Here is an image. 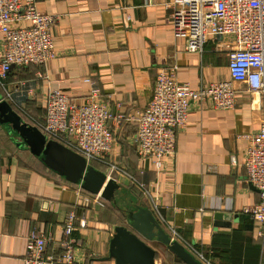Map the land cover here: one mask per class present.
I'll use <instances>...</instances> for the list:
<instances>
[{"label": "crops", "instance_id": "0c3cea01", "mask_svg": "<svg viewBox=\"0 0 264 264\" xmlns=\"http://www.w3.org/2000/svg\"><path fill=\"white\" fill-rule=\"evenodd\" d=\"M36 8L54 17V55L43 65L12 67L0 85V98L23 122L43 119L49 89L82 102L90 89L85 78L96 82L113 114L142 110L165 65H174L177 80L193 88L229 78V37H208L202 51L186 48L183 0H36ZM232 85L233 108L190 104L175 151L161 171L139 160L133 122H110L115 142L109 159L122 170L111 174L118 183L114 197L128 210L152 209L167 232L166 227L173 229V240L195 257L198 252L211 264H264V229L243 211L259 200V192L242 165L245 136L258 129L262 117L261 94L245 82ZM110 203L78 191L0 123V264H23L28 232L37 227L58 235L69 210L85 220L74 232L81 241L79 259L115 264L107 258L109 240L126 216ZM217 213L223 216L216 218ZM148 244L156 264H184L166 245Z\"/></svg>", "mask_w": 264, "mask_h": 264}, {"label": "built area", "instance_id": "2783aa9c", "mask_svg": "<svg viewBox=\"0 0 264 264\" xmlns=\"http://www.w3.org/2000/svg\"><path fill=\"white\" fill-rule=\"evenodd\" d=\"M186 48L202 51L208 37L227 36L228 75L220 81L200 82L195 88L179 82L174 65L160 67L154 77L146 106L132 114H113L101 100L96 82L83 101L76 103L58 89L44 98V116L33 124L47 139L56 140L98 164L109 176L121 172L109 157L115 142L114 121L133 122V141L139 160L152 162L161 171L175 151L176 134L187 122L191 103L209 102L218 109L233 108L236 89L232 82H245L248 90L261 94L262 117L258 129L246 135L243 167L246 179L259 192V200L244 212L264 229V0H183ZM54 17L40 12L36 0H0V85L14 66L43 65L54 55ZM117 107H120L118 104ZM234 158H232V161ZM77 190L82 191L77 185ZM99 196V195H96ZM153 208H156L154 205ZM78 223V224H77ZM84 219L69 210L58 235L34 227L26 235L23 264H86L76 255L81 241L74 236ZM171 239L173 229L166 227ZM172 231V233H171ZM53 246L48 252V247ZM195 257V256H194ZM201 264H211L202 254Z\"/></svg>", "mask_w": 264, "mask_h": 264}, {"label": "water", "instance_id": "95a60500", "mask_svg": "<svg viewBox=\"0 0 264 264\" xmlns=\"http://www.w3.org/2000/svg\"><path fill=\"white\" fill-rule=\"evenodd\" d=\"M0 123L7 124L33 154L66 181L83 191L112 201L118 189L116 180L104 170L64 144L47 139L37 126L23 122L10 104L0 98ZM125 224L116 225L109 240L108 257L115 264H156V252L148 241L156 240L176 255L184 264H201L186 247L170 238L155 218L152 209L137 205L126 213ZM223 216L221 213L216 218Z\"/></svg>", "mask_w": 264, "mask_h": 264}, {"label": "rangeland", "instance_id": "374dc122", "mask_svg": "<svg viewBox=\"0 0 264 264\" xmlns=\"http://www.w3.org/2000/svg\"><path fill=\"white\" fill-rule=\"evenodd\" d=\"M25 114V112H23ZM25 117V116H24ZM110 207L113 209L118 208L117 210H119L120 215H126V213L128 212V208L127 206L123 203V204H118L116 203L115 197L113 198V200L110 203Z\"/></svg>", "mask_w": 264, "mask_h": 264}, {"label": "trees", "instance_id": "16d2710c", "mask_svg": "<svg viewBox=\"0 0 264 264\" xmlns=\"http://www.w3.org/2000/svg\"><path fill=\"white\" fill-rule=\"evenodd\" d=\"M93 165L96 167V168H98V167H100L98 164H96V163H93Z\"/></svg>", "mask_w": 264, "mask_h": 264}]
</instances>
